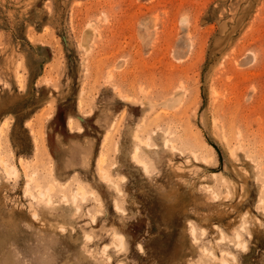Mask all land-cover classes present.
Instances as JSON below:
<instances>
[{"label": "rangeland", "instance_id": "rangeland-1", "mask_svg": "<svg viewBox=\"0 0 264 264\" xmlns=\"http://www.w3.org/2000/svg\"><path fill=\"white\" fill-rule=\"evenodd\" d=\"M0 139V264H264V0H0Z\"/></svg>", "mask_w": 264, "mask_h": 264}, {"label": "bare ground", "instance_id": "bare-ground-1", "mask_svg": "<svg viewBox=\"0 0 264 264\" xmlns=\"http://www.w3.org/2000/svg\"><path fill=\"white\" fill-rule=\"evenodd\" d=\"M2 127H3V125H2ZM2 127H1V129H2ZM0 147H2L1 139H0ZM0 149H1V148H0ZM0 153L2 154V152H0ZM2 155L4 156V154H2ZM0 159H3V158L1 157ZM4 159H5V158H4ZM137 159H138V158H137ZM2 161H3V160H0V162H2ZM7 161H8V160H7ZM7 161H6V159H5V160L3 161L4 163L2 162L1 164H4L3 167H4V166H7V167H8V168L6 167L7 169H9V170H7V171H10L11 173H15L17 169L13 167L14 165L12 166V165H10V164H7V163H6ZM8 163H9V162H8ZM6 168H4L5 171H6ZM8 173H9V172H8ZM51 187H52V186H51ZM51 187H50L49 189H52ZM80 189L83 190L82 187H81ZM84 192H85V191H84ZM83 194H84V193H83ZM81 195H82V194H81ZM83 197H84V196H83Z\"/></svg>", "mask_w": 264, "mask_h": 264}]
</instances>
